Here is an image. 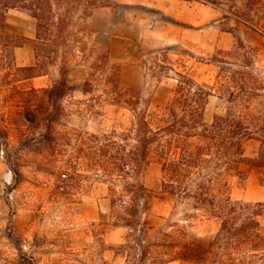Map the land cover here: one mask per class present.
<instances>
[{
  "label": "rangeland",
  "instance_id": "obj_1",
  "mask_svg": "<svg viewBox=\"0 0 264 264\" xmlns=\"http://www.w3.org/2000/svg\"><path fill=\"white\" fill-rule=\"evenodd\" d=\"M99 2L110 7L99 16L109 34L126 38L95 36L92 16L83 17L89 4L82 0L81 5L75 4L73 18L65 19L70 38H49L44 33L42 40H37L36 35L35 38L25 37L27 42L15 53L18 66H34L39 61L36 73L51 76L45 87L35 85L34 78L8 85L3 73L0 74V264H19L21 253L33 258L34 264H125L124 257L117 254L125 230L111 224L107 186L92 178L84 180V188L74 195L59 191L58 168L46 163L42 156L46 151L38 140L34 141L44 131V114L50 103L42 92L34 94L30 90L54 84L65 54L72 61V70H80L78 76L84 78L79 82L77 77L72 79L68 74L76 90L61 101L65 116L58 129L72 137L76 133L101 135L114 129L121 131L130 128L134 120L132 112L112 104L106 77L115 70L106 67L102 58L104 49H91L93 41L111 45L110 59L112 64L120 65L121 85L141 90L143 98L150 101L151 110L161 109L173 97L177 86L175 71L186 70L213 90L205 110L208 123L216 114H224L233 107L234 111L250 118L264 120L262 33L243 27L239 35L247 49H241L236 38L224 31L230 24L222 25L221 11L211 5L183 0ZM28 15L31 16L26 11L11 10L8 13L13 20L10 32L14 33L18 26H29L28 21L32 19ZM50 40L68 41L73 49L69 51L62 44L55 46ZM156 51H164L165 55L158 59L161 63H172L175 70L164 73L159 79L149 70L155 60L152 53ZM215 57L224 58L229 64L216 62ZM86 80L92 82L90 92L83 91L88 90L84 85ZM231 92L239 95L233 103L229 101ZM27 117L34 121L30 122ZM5 138L8 146L4 144ZM262 143L264 138L260 137L248 140L247 155L257 156ZM9 160L21 165L22 178L18 184ZM141 179L158 194L161 191L160 165L152 162ZM231 195L238 201L264 203V169L244 166L243 177L235 179ZM190 212L192 210L184 205L158 194L147 219L156 226L177 224L185 228L188 240L208 243L218 232L219 223L199 215L188 219L186 214ZM260 224L264 234V207ZM94 230L104 245L96 241ZM253 264L264 262L255 259Z\"/></svg>",
  "mask_w": 264,
  "mask_h": 264
},
{
  "label": "trees",
  "instance_id": "obj_2",
  "mask_svg": "<svg viewBox=\"0 0 264 264\" xmlns=\"http://www.w3.org/2000/svg\"><path fill=\"white\" fill-rule=\"evenodd\" d=\"M81 1L0 0V74L3 73L6 84L41 76L36 73L39 61L34 66L17 65L15 53L27 38L9 31L8 13L22 10L35 18L37 40H42L43 33L49 38H70L65 19L73 18L75 4ZM183 1L220 10V23L230 24L224 31L236 38L241 49H247L239 35L243 27L264 36V0ZM87 2L89 8L83 12L84 18H90L95 8L108 6L99 0ZM62 9L64 12H59ZM50 41L55 46L62 44L69 51L73 49L68 41ZM97 47L105 50L102 58L106 67L115 70L106 77L112 104L132 112L134 120L128 129H114L101 135L76 133L72 137L59 130L60 120L65 116L61 101L76 90L68 80L72 61L65 54L54 84L30 90L34 94L42 92L50 103L44 114V131L34 141L38 140L46 151L42 155L46 163L58 168V190L74 195L84 188V180L92 178L107 186L111 224L125 230L124 241L117 248L125 264H253L255 259L264 262V234L260 224L264 203L238 201L231 195L235 179L243 177L244 166L264 169L263 143L257 156L251 157L246 152L248 140L264 138V120L250 118L233 107L224 114H216L208 123L205 110L213 90L188 71L176 72L172 63H161L158 58L165 55L164 51L152 53L155 60L149 70L158 79L168 71H175L177 86L173 97L161 109L151 110L150 101L143 98L141 90L121 85L120 65L112 64L110 59L111 45L93 41L91 49ZM221 59L213 60L229 64ZM21 76L24 78L19 79ZM84 85L88 90L83 91L90 92L91 80H86ZM238 96L231 92L230 103ZM27 120L34 121L29 117ZM3 141L8 146V140ZM152 162L161 168L158 193L161 198L191 209L186 214L188 219L199 215L219 223L218 232L208 243L188 240L185 228L177 224L156 226L147 219L158 194L145 186L141 176ZM9 163L18 184L22 178L21 165L11 160ZM93 232L96 241L103 244L98 232ZM9 237L14 238L12 234ZM20 258L19 264H24L23 261L34 264L33 258L26 254L21 253Z\"/></svg>",
  "mask_w": 264,
  "mask_h": 264
},
{
  "label": "crops",
  "instance_id": "obj_3",
  "mask_svg": "<svg viewBox=\"0 0 264 264\" xmlns=\"http://www.w3.org/2000/svg\"><path fill=\"white\" fill-rule=\"evenodd\" d=\"M110 7L108 6H102V7H97L93 10V15H92V18L93 20L91 19V26L94 27L95 29V36H98L99 38H126V37H120V36H116V35H111L109 34V30H108V27H105L102 23H101V20H99V16H101L105 9H109ZM32 20H29V26H18L17 27V30H14V33L16 34H20V35H23L24 37H27V38H35V35H36V29H37V21L35 18H33L32 16H29ZM13 22V20H10L9 17H8V29L11 25V23ZM10 31V30H9ZM128 38V37H127ZM80 73V70H77V69H74L72 70L70 73H69V76L70 78H74V77H77V80L76 81H82L84 80V78H81L78 76ZM50 74H47V75H43V76H39V77H36L33 79L34 81V84L35 85H39L38 87H45L48 80H50ZM41 83H44L43 85H41Z\"/></svg>",
  "mask_w": 264,
  "mask_h": 264
}]
</instances>
